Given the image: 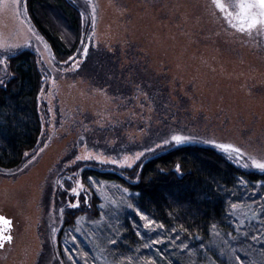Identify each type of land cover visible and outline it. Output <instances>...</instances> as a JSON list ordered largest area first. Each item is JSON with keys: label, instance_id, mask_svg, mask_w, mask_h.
Returning <instances> with one entry per match:
<instances>
[{"label": "rangeland", "instance_id": "rangeland-1", "mask_svg": "<svg viewBox=\"0 0 264 264\" xmlns=\"http://www.w3.org/2000/svg\"><path fill=\"white\" fill-rule=\"evenodd\" d=\"M73 1L83 19L82 47L74 61L60 63L32 24L26 0H0V79L9 76L5 55L23 49L35 52L43 76L38 146L20 168L0 171V213L12 220V240L0 247V264H119L109 253L107 231L125 213L134 212L127 207L133 205L134 194L118 183L92 178L98 182L94 184L89 178L92 191L83 182L86 168L118 172L131 180L125 169L166 148L202 144L223 153L204 142L208 139L264 158V32L249 36L229 28L213 0ZM222 2L234 6L236 0ZM100 46L119 47L124 57H136L167 76V115L157 113L146 95L112 96L77 76L87 56L83 49L88 54ZM173 134L194 139L156 147ZM89 152L93 158L75 159ZM138 152L143 155L131 166L111 163ZM97 155L108 159L102 163ZM74 186L78 207L69 204L77 199L70 191ZM71 210L76 212L74 223L65 227ZM234 212L235 222L258 223L246 206ZM250 261L257 260L251 256Z\"/></svg>", "mask_w": 264, "mask_h": 264}, {"label": "trees", "instance_id": "trees-1", "mask_svg": "<svg viewBox=\"0 0 264 264\" xmlns=\"http://www.w3.org/2000/svg\"><path fill=\"white\" fill-rule=\"evenodd\" d=\"M26 7L32 24L58 62L80 51L83 19L73 0H26ZM7 65L9 76L5 86H0V171L20 168L26 154L37 148L42 133L38 98L43 76L37 55L23 49L12 54ZM77 76L90 79L112 96L146 95L157 113L168 114L165 106L171 96L167 76L157 74L136 57H124L119 47L90 49ZM124 173L130 174L131 180L118 172L90 168L82 174L84 184L92 191L89 178L118 183L134 194V212L125 213L114 229L110 226L107 231L110 240L117 239V234L121 238L116 245L108 242L109 253L117 263L238 264L234 253L245 264H254L251 256L256 264L264 262V254L258 249L264 252V246L254 247L251 239L259 223L245 226L247 237L240 235L242 232L237 234L235 218L230 214L235 210L229 207L231 202L243 201L245 206L257 208L249 198L257 202L264 198V189L251 186L264 180L259 171L236 165L214 147L187 144L166 148ZM239 177L251 182L248 189L240 186ZM98 202L94 196L95 215L100 212ZM136 207L162 227L150 225L138 230L133 221L139 225L146 221ZM75 213L71 210L66 214L65 227L73 225Z\"/></svg>", "mask_w": 264, "mask_h": 264}, {"label": "snow or ice", "instance_id": "snow-or-ice-1", "mask_svg": "<svg viewBox=\"0 0 264 264\" xmlns=\"http://www.w3.org/2000/svg\"><path fill=\"white\" fill-rule=\"evenodd\" d=\"M214 6L220 10L222 13L224 19L226 20L227 25L229 28L234 29L235 31L239 33H244L249 36L253 35L254 33H260L264 32V0H236L234 6L230 4H225L222 2V0H213ZM47 47V45H45ZM88 49L85 47L83 49V53L86 56ZM9 59L7 55H5L4 60ZM70 61H74V58L70 56L68 58ZM4 61H0V64H3ZM7 67V65H4ZM75 66L78 67V64ZM7 76V73H5ZM0 86H5V80L0 79ZM194 137L190 135H183V134H173L170 139H163L159 144L156 145L157 148L161 147L162 145H169L172 142H175L177 145L182 144L184 142L192 141ZM210 145L216 146L219 150H221L223 153L227 155V159L230 161H234L238 166H242L246 169L248 168H254L255 170H258L262 175H264V158H257L252 155H248L244 152V150L241 147H238L237 145L233 143H227V142H219L215 139H208L204 141ZM145 151H152V149H145ZM27 155V154H26ZM143 155V152L136 153L133 157L129 158L127 156L124 157L123 161L113 159L111 160L112 164H128L131 166L132 163L135 162V160L139 159L140 156ZM245 156H247V160H245ZM92 154L86 153L80 156H76V160L81 159H91ZM96 160L103 162L107 161V157L103 155H97L95 156ZM177 170H179V165H177ZM71 179V178H70ZM92 179V178H90ZM137 179H139L137 177ZM240 186H242L244 189H248L249 185L251 184L250 181H247L244 179V177L238 178ZM59 183V181H58ZM92 183L98 184L97 181L92 179ZM252 187H261L264 189V180H260L257 182V184H251ZM85 186L83 183L79 184V188L83 189ZM70 191L74 194H76L77 199L74 205L71 204V201L69 202L70 206H79V192L77 190V187H72ZM124 192H128V189H124ZM252 202V204H257V208L254 209L251 207V204L247 205L246 207L251 212L252 216L256 218L257 222L260 224V227L257 228L256 233L251 236L252 241H259L262 242V246H264V198H262L261 202H257L253 198H249ZM244 205L243 201H237V202H231L230 203V209L231 210H239ZM127 207L132 208L133 205L129 204ZM136 211L140 214V217L142 220L146 221L145 224L139 225L136 224L135 221H133V224L137 227L139 230L140 228H148L150 225H158L162 227V225L159 224V222L150 219L148 215L141 212L138 207H136ZM59 213L62 216L64 213V208L61 207L59 209ZM231 215L235 216L236 212H231ZM11 220L7 219L5 216L0 215V247H3L6 241L12 240V235L10 232L11 229ZM235 228L237 232H242L245 237H247V229L245 228L244 221L237 220L235 222ZM215 227V225L213 226ZM175 229H173L174 231ZM139 234V232H138ZM235 238V237H233ZM76 237L73 236L72 240L75 241ZM121 239L119 234H117V239H111L110 243L113 245L117 244V240ZM163 237L160 238L162 240ZM158 240L157 242H160ZM184 248H187L188 245H183ZM65 251H68V249H65ZM88 253H84V256H87ZM235 260H238L240 264H245V260L242 259L239 255H236L234 253ZM71 259V256H69ZM84 264H88L87 260H85Z\"/></svg>", "mask_w": 264, "mask_h": 264}, {"label": "water", "instance_id": "water-1", "mask_svg": "<svg viewBox=\"0 0 264 264\" xmlns=\"http://www.w3.org/2000/svg\"><path fill=\"white\" fill-rule=\"evenodd\" d=\"M0 215H2L1 213H0ZM4 216V215H3ZM6 217V216H5ZM8 219V218H7ZM11 220V219H10ZM11 222H12V220H11Z\"/></svg>", "mask_w": 264, "mask_h": 264}, {"label": "flooded vegetation", "instance_id": "flooded-vegetation-1", "mask_svg": "<svg viewBox=\"0 0 264 264\" xmlns=\"http://www.w3.org/2000/svg\"><path fill=\"white\" fill-rule=\"evenodd\" d=\"M10 232H11V229H10ZM6 242H7V241H6ZM6 242H5V243H6ZM4 245H5V244H4Z\"/></svg>", "mask_w": 264, "mask_h": 264}]
</instances>
